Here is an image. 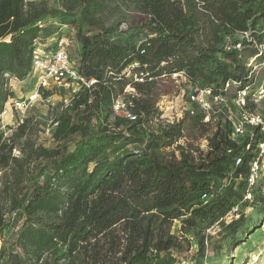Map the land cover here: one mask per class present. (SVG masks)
I'll list each match as a JSON object with an SVG mask.
<instances>
[{
  "label": "trees",
  "instance_id": "16d2710c",
  "mask_svg": "<svg viewBox=\"0 0 264 264\" xmlns=\"http://www.w3.org/2000/svg\"><path fill=\"white\" fill-rule=\"evenodd\" d=\"M106 1L80 0V15L70 20L77 26L79 71L97 81L79 94L77 120L62 116L54 135L80 137L52 149L31 144L16 156L17 146L0 132V170L13 174L6 209L0 207V264H52L110 236L121 245L114 264H176L190 246L170 234L172 221L186 229L202 219L226 220L244 199L250 136L232 139L231 121L217 124L206 153L177 155L170 148L185 136L188 119L209 124L203 113L148 130L145 123L160 117L161 108L135 98L137 119L130 120L114 113L113 101L128 84L142 90L143 82L181 71L215 93L230 78L244 79L242 59L221 42L264 23V0H137L147 19L130 34L100 21ZM50 14L42 1L0 0V113L12 95L5 73L25 79L35 39L68 25L53 14L47 19ZM28 122L17 127L19 137L27 136ZM241 224L239 212L222 226L236 241Z\"/></svg>",
  "mask_w": 264,
  "mask_h": 264
},
{
  "label": "rangeland",
  "instance_id": "374dc122",
  "mask_svg": "<svg viewBox=\"0 0 264 264\" xmlns=\"http://www.w3.org/2000/svg\"><path fill=\"white\" fill-rule=\"evenodd\" d=\"M37 1H42L51 13L47 19L51 18L53 14L69 22L67 26L63 27L62 33L72 40L69 43V50L71 55L75 57L78 44L74 40V36L77 26L70 20L73 17H79L80 0ZM99 19L106 27L112 28L117 33L125 31L130 34L139 28L147 17L139 10L137 0H107ZM56 36L58 34L52 33L47 37L52 39ZM225 40L226 37L221 45ZM217 56L224 57L222 53L217 54ZM76 63L78 64L77 61ZM257 78L260 79L261 76L258 75ZM143 83L145 84H143L142 90L135 84H128L121 97L129 100L130 110L135 108V98L149 100L155 107L162 109L163 113L160 117H155L145 123L148 130L157 129L159 124L162 123L161 121L167 123L168 120L181 117L192 105L182 97L184 90L190 87H187L179 76L165 75L152 80L149 84ZM35 84L34 79L30 77H26L23 82H15L11 86L12 95L17 98H24ZM83 90V85L78 83H72L68 87H59L53 91L49 90L51 93L46 91L48 94H43L42 99L38 100L25 113L13 110L4 116L0 122V132L7 140H11L17 146L13 151V155H21V149L28 150V146L31 144H34L35 147L42 145L52 149L78 139L80 132L69 138L59 140L55 137L54 131L57 126L55 122L64 115L73 114L75 120H77L76 103L79 94ZM212 107L215 111L212 113V121L203 125L192 123L191 119H188L186 121L185 136L180 140L178 147L174 146L170 150H174L179 155L180 150L184 149L196 158L201 153H206L209 148V138L215 131L217 124L221 120L229 122L230 115L234 118L237 114L229 100L227 102H214ZM248 109L260 113L264 117V97L258 101H252ZM120 114L123 115L122 112ZM26 119H29L27 136L19 137L16 134L17 127ZM27 137L29 138L28 142ZM244 139L245 137H240L239 141ZM12 179L13 174L10 170H0V207L2 210L6 209L5 188L8 183H11ZM239 181L238 179L236 184ZM222 182L221 180L218 181L220 186ZM236 187L240 189L239 185ZM254 195L256 198L258 197V202H255L254 198L248 200V202L243 199L236 206L242 215V224L236 234V241L222 226L223 221H228L230 218H226V220H222V217L218 220L212 218L202 219L195 227L186 229H183L181 220L175 219L172 221L168 227L170 234L178 236L180 241L189 243L190 246V249L178 255L179 258L176 264H264V176L260 180ZM114 239L110 236L100 239L99 242L92 241V244L80 247L73 256L63 255L58 260L52 258L51 263L114 264L121 255V252H119L121 245ZM2 243L0 237V245Z\"/></svg>",
  "mask_w": 264,
  "mask_h": 264
},
{
  "label": "built area",
  "instance_id": "2783aa9c",
  "mask_svg": "<svg viewBox=\"0 0 264 264\" xmlns=\"http://www.w3.org/2000/svg\"><path fill=\"white\" fill-rule=\"evenodd\" d=\"M52 23L56 26L60 25L57 20ZM64 26L67 24L62 25L60 31L55 32L58 34L55 38L40 36L35 39L32 47L31 70L27 78L34 79L36 84L24 98L9 95L0 113L1 120L13 110L25 113L38 100L42 99L46 91L68 87L72 83L81 84L85 88L96 84L95 77L87 78L79 71L76 59L69 50V43L72 40L62 33ZM224 48L235 50L238 57L242 59L246 72L244 79L230 78L215 93L213 87L191 84L184 71L174 73L173 76L181 77L187 87H190L182 93L183 99L192 103L186 113L189 112L192 115L198 111L203 113L204 123L212 121V113L215 112L212 107L214 102L231 101L237 113L234 118L232 115L229 117L232 123L231 138L239 142L240 137L250 136L246 150L250 151L252 155L249 160V171L245 175L247 189L244 199L252 200L255 198V190L264 176V117L260 113L249 110L248 104L264 97V23L246 30L236 31L233 36H226ZM258 75L261 76L260 79L257 78ZM5 77L9 78L10 89L15 82L25 81V79L11 77L7 72ZM136 80L142 82L144 78L136 76ZM129 104V100L125 97L114 99V113L121 115L120 112H122V116L136 120L137 114L129 109ZM186 113L183 115L181 113V117L168 120V122L179 121ZM58 122L56 121L55 125H58ZM241 162L242 157H237L236 165ZM203 198L208 199V195L204 194ZM233 216L239 217L237 207L233 208L227 218L231 219Z\"/></svg>",
  "mask_w": 264,
  "mask_h": 264
}]
</instances>
